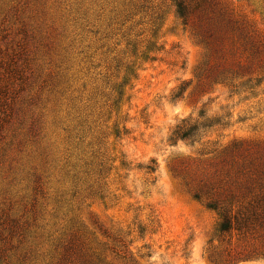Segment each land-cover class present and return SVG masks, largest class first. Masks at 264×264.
Here are the masks:
<instances>
[{"label":"rangeland","instance_id":"rangeland-1","mask_svg":"<svg viewBox=\"0 0 264 264\" xmlns=\"http://www.w3.org/2000/svg\"><path fill=\"white\" fill-rule=\"evenodd\" d=\"M231 1L256 27V53L239 47L220 63L229 80L213 84L205 75L214 58L175 26L169 0H0V64L18 52L23 71L10 93H0V117L8 115L0 132V217L8 212L20 226L11 264H47L55 227L69 220L84 226L90 244L105 242L101 231L120 235L131 264H213L210 254L224 259L234 249L218 243L217 215L175 176L213 158L200 156L207 142L217 152L233 141L264 150V0ZM113 15L138 16L120 26L123 18ZM151 15H165L160 51L138 65L116 114L105 97L108 81H121L134 60L127 44L149 39ZM200 115L220 125L199 143L169 144L176 125ZM35 176L42 188L33 212ZM91 186L99 196H88Z\"/></svg>","mask_w":264,"mask_h":264},{"label":"trees","instance_id":"trees-1","mask_svg":"<svg viewBox=\"0 0 264 264\" xmlns=\"http://www.w3.org/2000/svg\"><path fill=\"white\" fill-rule=\"evenodd\" d=\"M169 6L173 10L175 26L187 31L198 45L204 47L208 59L214 58L215 64L207 69V79H211L213 84L227 82L232 72L224 69L220 63L227 56H232L233 52H239V47L250 46L254 42L255 25L243 15H238L231 0H169ZM113 16L112 20L119 21L123 18L118 24L124 26L138 15ZM139 16L145 19L149 15ZM163 17L165 15L149 17V39L140 44L136 40L127 44L134 60L124 65L121 81H108L111 92L105 97L116 114L124 100L128 101L125 90L130 86V80L136 78L138 65L155 61L152 55L160 51L157 40ZM253 47L251 45L250 54L256 53ZM21 55L18 52L6 54V62L0 64V93H10L16 82L22 81V66L17 63ZM207 63L209 66V62ZM2 69L6 75L1 74ZM205 72L204 69L202 75ZM184 90V87H180L173 99L181 98ZM13 100L8 104L5 101L6 108H11ZM199 117L197 120L183 119L176 125L168 138L169 144L175 145L178 141L187 140L199 143L212 128L220 125L217 118ZM7 118L6 113L0 117V132L3 127L1 125H4ZM114 130L116 138H119L117 124ZM210 144H205L207 148H204L200 156L212 155L213 158L199 160L175 171V176L181 178L190 197L217 215L214 238L221 245H234V249L225 252L224 259L212 254L208 259L213 264L264 261V150L233 141L217 152V143H212L209 148ZM104 170L102 166L99 167L96 179L102 176ZM41 186L40 177L35 176L33 212L37 203L36 196L41 194ZM87 189L88 196H99L100 192L93 186ZM74 193L80 194L79 191ZM69 214H73V211H69ZM0 222V264H11L8 254L13 249L12 239L19 235L20 226L8 212L3 213ZM65 222L63 227H55L54 234L57 238L53 241V254L47 264H118V261L128 264L127 260L131 264L132 257L127 242L120 235L101 231L105 242L90 244L85 236L84 226L79 229V226L70 224V220Z\"/></svg>","mask_w":264,"mask_h":264}]
</instances>
